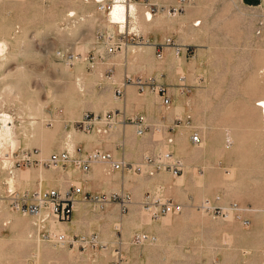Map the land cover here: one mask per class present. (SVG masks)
<instances>
[{"label":"rangeland","instance_id":"rangeland-1","mask_svg":"<svg viewBox=\"0 0 264 264\" xmlns=\"http://www.w3.org/2000/svg\"><path fill=\"white\" fill-rule=\"evenodd\" d=\"M115 1L0 0V264H264V0ZM72 187L69 220L26 211Z\"/></svg>","mask_w":264,"mask_h":264},{"label":"built area","instance_id":"built-area-1","mask_svg":"<svg viewBox=\"0 0 264 264\" xmlns=\"http://www.w3.org/2000/svg\"><path fill=\"white\" fill-rule=\"evenodd\" d=\"M109 9V8H108ZM169 42V40H168ZM164 90H162V95L164 96ZM120 92V90H118ZM163 98V97H162ZM169 99L167 96H164L162 99V102L165 106H169ZM114 118L113 114L110 112H106L103 114V116L100 117L101 120L104 121V124L109 125L110 120ZM139 120H143L142 117H138ZM142 129L138 128L137 133L141 134ZM192 141H199L198 137L196 135H193L191 137ZM70 156L68 155L67 152H60L56 154H52L49 156V162L52 165H62L66 161H68ZM111 154L100 149H94L91 152L85 153L80 158L77 160H74V163L82 168L84 170L90 165L91 162L99 161L100 163H106L110 165V168H112L113 171L115 170H120V167L122 166V163L119 162L117 163L113 159H111ZM35 200V203H29L27 205V210L29 213L36 212L41 209L42 206L47 207L49 210V213L56 218L57 220L61 221H67L69 220L70 214L72 212L74 202L76 201L77 196L81 195L82 200L86 201L87 200V195L86 192L81 189V187H72L69 190L66 191H58L55 189L52 190H45L39 193H33L32 194ZM99 201L102 200H107L109 201V197H103L101 199H98ZM167 211H171L172 206L168 204L166 207Z\"/></svg>","mask_w":264,"mask_h":264},{"label":"bare ground","instance_id":"bare-ground-1","mask_svg":"<svg viewBox=\"0 0 264 264\" xmlns=\"http://www.w3.org/2000/svg\"><path fill=\"white\" fill-rule=\"evenodd\" d=\"M96 1L97 2H102L103 0H96ZM123 1L124 0H116L115 2H111L110 7L108 9V11H110L109 12V20H110V22H112V23H118V24L120 23L121 24V23L124 22L125 17L127 15L128 11H129V13H134V11H135V5L134 4L133 5L132 4H125ZM103 8H105V6H103ZM149 15L151 16V14H148V17H149ZM2 51H3V45L0 44V53ZM167 98L170 100L169 97H167ZM258 106L261 108V110L263 112V115H264V98L261 100V102L258 104ZM142 118H143V120H139V118H136L135 119V121H136L135 123L140 126L138 128H144V127H142L143 126L144 117H142ZM11 121L12 120H11L10 116H8L6 113H3L0 116V141L2 143H5L6 146L8 145L12 149L13 147L17 146L16 145L17 144V141L13 138L14 136H12L13 135L12 134V125L13 124H12ZM195 135L199 139V135H197V134H195ZM193 142L194 143H198L199 141L198 142L197 141H193ZM3 146H5V145H3ZM108 153H110V152H108ZM53 154H56V153H53ZM110 154H111V157H112L111 159H113L114 161H116L114 159L113 154L112 153H110ZM95 162H99V161H95ZM116 162L119 163L118 161H116ZM103 164H106V165H108L110 167V165L108 164V162L103 163ZM110 169H111V171H113L112 168H110ZM115 171H118V169L115 170ZM55 190H57V189H55ZM80 199L81 198H79V200ZM76 201H78V198H76ZM60 239L62 240V236L60 237Z\"/></svg>","mask_w":264,"mask_h":264},{"label":"crops","instance_id":"crops-1","mask_svg":"<svg viewBox=\"0 0 264 264\" xmlns=\"http://www.w3.org/2000/svg\"><path fill=\"white\" fill-rule=\"evenodd\" d=\"M153 47L154 48H156V45H157V43H153ZM137 89V88H136ZM142 94V93H141ZM124 99V98H123ZM138 112H140V111H138ZM142 113V112H141ZM117 115V117L116 118H118V119H116V120H118L117 122H121L122 120H124L125 118H127V117H129L128 116V111H127V109H126V107L125 106H123V107H121L120 108V111H119V113H116ZM137 114V113H136ZM139 115V114H138ZM142 115H145V116H148V114L146 113V112H143L142 113ZM144 124H146V118H144V121H143V125ZM146 126V125H145ZM83 190V189H82ZM84 191V190H83ZM79 200V199H78Z\"/></svg>","mask_w":264,"mask_h":264}]
</instances>
